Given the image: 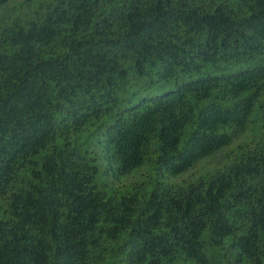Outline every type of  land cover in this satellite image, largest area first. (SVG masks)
Here are the masks:
<instances>
[{
  "label": "trees",
  "instance_id": "1",
  "mask_svg": "<svg viewBox=\"0 0 264 264\" xmlns=\"http://www.w3.org/2000/svg\"><path fill=\"white\" fill-rule=\"evenodd\" d=\"M0 264H264V0H0Z\"/></svg>",
  "mask_w": 264,
  "mask_h": 264
},
{
  "label": "rangeland",
  "instance_id": "2",
  "mask_svg": "<svg viewBox=\"0 0 264 264\" xmlns=\"http://www.w3.org/2000/svg\"><path fill=\"white\" fill-rule=\"evenodd\" d=\"M239 142L240 141H238V144ZM238 144L237 143L235 144L234 142L230 146L216 153L214 156L201 160L191 169H188L187 171L174 177H168L165 174L163 176H155L156 172L154 171V167L149 168V166H144L141 167L140 169L135 170L130 175L120 177L116 181H113L112 173H110L109 176L107 177V180L110 182V187L123 189L125 187L130 186L131 184L142 182L145 179V175L148 174L154 180L155 179L158 180L165 186H170V187L184 186L188 183L195 182L198 178L203 177L208 173H213L216 170L221 169L225 164V162L221 160L223 154L228 153L231 150H234Z\"/></svg>",
  "mask_w": 264,
  "mask_h": 264
}]
</instances>
